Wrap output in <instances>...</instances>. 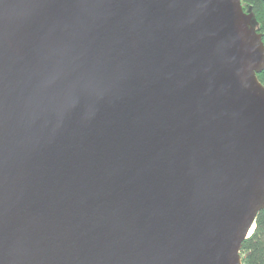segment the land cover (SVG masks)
<instances>
[{
    "label": "water",
    "instance_id": "obj_1",
    "mask_svg": "<svg viewBox=\"0 0 264 264\" xmlns=\"http://www.w3.org/2000/svg\"><path fill=\"white\" fill-rule=\"evenodd\" d=\"M252 17L0 0V264H243L264 209Z\"/></svg>",
    "mask_w": 264,
    "mask_h": 264
},
{
    "label": "trees",
    "instance_id": "obj_2",
    "mask_svg": "<svg viewBox=\"0 0 264 264\" xmlns=\"http://www.w3.org/2000/svg\"><path fill=\"white\" fill-rule=\"evenodd\" d=\"M240 3L245 12L253 14L251 23L264 44V0H240ZM257 78L264 85V69L257 73ZM239 253L243 264H264V209L257 213L253 230L242 241Z\"/></svg>",
    "mask_w": 264,
    "mask_h": 264
},
{
    "label": "bare ground",
    "instance_id": "obj_3",
    "mask_svg": "<svg viewBox=\"0 0 264 264\" xmlns=\"http://www.w3.org/2000/svg\"><path fill=\"white\" fill-rule=\"evenodd\" d=\"M250 231H251V230H250ZM250 231H249V232H250Z\"/></svg>",
    "mask_w": 264,
    "mask_h": 264
}]
</instances>
